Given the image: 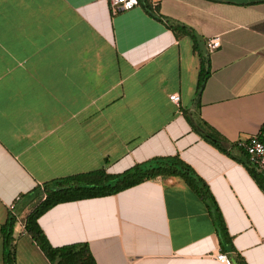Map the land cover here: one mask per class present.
<instances>
[{
	"label": "crops",
	"instance_id": "0c3cea01",
	"mask_svg": "<svg viewBox=\"0 0 264 264\" xmlns=\"http://www.w3.org/2000/svg\"><path fill=\"white\" fill-rule=\"evenodd\" d=\"M263 124L264 0H0V264L10 214L17 264H51L25 230L36 188L175 156L209 186L231 244L195 191L158 178L53 207L39 219L51 245L87 244L97 264H264V191L239 150L205 139L225 147Z\"/></svg>",
	"mask_w": 264,
	"mask_h": 264
},
{
	"label": "trees",
	"instance_id": "16d2710c",
	"mask_svg": "<svg viewBox=\"0 0 264 264\" xmlns=\"http://www.w3.org/2000/svg\"><path fill=\"white\" fill-rule=\"evenodd\" d=\"M144 7L148 13H151L149 6L145 5ZM169 28L178 35L193 36L191 29L181 25H169ZM209 75L206 60L202 58L197 97L202 93ZM205 139L228 155H231V150H239L242 155L240 161L246 166L251 176L264 191V174L259 172L250 163L247 154L238 147L237 143L228 144L224 147L222 146L223 141L215 134H210ZM158 178L179 179L195 191L209 205V208L213 212L212 214L215 215L214 217L219 227L222 245L224 246L225 243L231 244V238L228 235L223 217L209 186L178 156L154 158L146 163L135 165L119 175H109L102 170L95 173L56 180L53 183L45 185L42 190L36 188V191L42 193L44 199L27 216L25 230L51 264H97L87 244H75L59 248L53 247L39 225L40 217L59 204L115 195L145 181L156 180ZM17 222L16 216L10 214L2 228L4 264H17L14 244V231ZM239 264L243 263L239 262Z\"/></svg>",
	"mask_w": 264,
	"mask_h": 264
},
{
	"label": "built area",
	"instance_id": "2783aa9c",
	"mask_svg": "<svg viewBox=\"0 0 264 264\" xmlns=\"http://www.w3.org/2000/svg\"><path fill=\"white\" fill-rule=\"evenodd\" d=\"M139 0H111V6L117 12L129 11L139 6ZM221 46V37L215 36L208 40L207 47L210 52L216 51ZM172 104L178 106L180 98L178 94L170 96ZM237 145L248 156L250 163L257 170L264 174V124L261 131L248 139L239 140ZM217 260L222 264H232L230 258L223 252H219L216 256Z\"/></svg>",
	"mask_w": 264,
	"mask_h": 264
}]
</instances>
